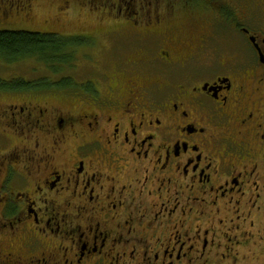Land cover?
Returning a JSON list of instances; mask_svg holds the SVG:
<instances>
[{"label": "flooded vegetation", "instance_id": "flooded-vegetation-1", "mask_svg": "<svg viewBox=\"0 0 264 264\" xmlns=\"http://www.w3.org/2000/svg\"><path fill=\"white\" fill-rule=\"evenodd\" d=\"M12 1L0 0V21L39 15L41 0ZM200 1L85 2L125 5L134 22L104 31L140 26L159 49L136 48L126 66L153 62L166 79L115 67L90 96L44 83L12 88L31 103L0 101V264H233L237 246L264 242V0ZM215 19L240 59L211 44Z\"/></svg>", "mask_w": 264, "mask_h": 264}, {"label": "rangeland", "instance_id": "rangeland-1", "mask_svg": "<svg viewBox=\"0 0 264 264\" xmlns=\"http://www.w3.org/2000/svg\"><path fill=\"white\" fill-rule=\"evenodd\" d=\"M12 2L14 3L12 7L14 11H16L15 8L17 9V7L20 6L21 0H15ZM85 2H88V0H64V2L63 0H41L39 6L36 9L37 11H39V15L35 14V16H32L29 22L22 23L17 20H9L10 22L5 23L4 21H0V31L17 30L40 32L43 34H54V32L46 30L50 29L58 32L56 34H60V37L71 38L70 40H68L70 41V45L67 46V51H70V53L68 54L71 57L68 60H63L64 62H62L61 64H51L50 66H48L45 61L39 60L36 57L21 59L14 63L0 60V85L4 84H2V82H9V87H11V93L6 91L2 92V96L0 95V101L7 100V103L9 102V100H11L12 102L26 101L25 103H31L33 101L31 99L32 97H35V94H31V97H28L27 94L23 95L25 92L21 94L19 91L12 90V88H15V85H19V81L25 84L29 83L32 86V91L38 92L47 91L45 86L42 85L44 84L43 81L48 82L49 80L50 82L54 83L48 84L47 88L64 87V82H73L72 85H75V87L81 85L86 95L90 96L93 94V91L89 89L91 88L92 83L95 81L97 87H99L98 79L103 81L102 75L104 74V72L112 70L115 67H119L121 73H124L125 78L136 77L138 74H140L142 76H148L150 78L149 83L157 81L158 77L166 79L165 72H163L160 76L157 74L158 71L155 72V69L151 67L153 65V62L145 63L143 66H141V63H138L137 66H126L127 58L129 59V56L131 54H133L132 57L137 60V62L139 61L141 54L135 51L136 48L139 47L138 49H146L151 54V56L159 49L157 45H154L156 43L148 44L144 40H139L138 36H136L135 28H138L140 26H135L134 30L133 26H121L118 29L117 27H115L116 33L111 34L104 31L105 28L112 26V24L109 23H115V20H120L119 23H121L125 22V19L130 18V22H134V20L132 21L133 16L126 15L125 5L122 7H113L111 10L112 6L109 7V4L107 3L102 7L104 12H93V10H89V6L92 7V5L87 4L89 5L87 6ZM200 2L204 4L203 0ZM23 8V5L19 7V9L21 10H23ZM60 8H62V10H60ZM120 10H122V12H120ZM204 10L205 13L203 17L205 19L202 21L212 19L211 17H209L210 9ZM62 12L63 14L60 17H56L58 13ZM108 12L114 13L110 21L105 20V18L110 15ZM18 15L21 14L18 13ZM255 15L258 18L260 17L259 13H255ZM183 16H185V14L179 16V18H181V21L183 20ZM45 20L51 22L52 25L50 27L45 26ZM138 20L140 21V18H138ZM83 22H88V24L92 25L81 27ZM144 22L146 23V21ZM213 29L214 31L211 35V44L215 49H217L216 51L218 52V54H223L224 56H226L224 58L227 59H229V57L230 59H232L233 55L239 54L240 59L243 55V51L239 47L232 46L230 48V46L225 47L222 45L224 32L227 31L230 33L229 27H221L220 22L215 19ZM133 31L135 34H133ZM120 36L123 37L121 38ZM92 38L94 40L93 42ZM221 55L218 56L221 57ZM136 70L137 72L135 73L134 71ZM63 77L65 78L61 82V79ZM140 86L142 87V85ZM120 88H122L123 91L124 87ZM120 88H117V91L114 93V95L119 99L121 95H123L119 92ZM50 91H53V89H51ZM46 94L42 93L41 95H50L48 93ZM11 98H14L15 101ZM42 98L53 100V98L49 97ZM56 103L57 101L54 100L48 102V104L50 105H57ZM263 226L264 225H262L261 227L262 229ZM155 235L156 233H149V241H152V243H154L156 237H158V235L156 237ZM238 237L240 238V236ZM263 250L264 242H261L257 245L251 244L248 247H244L242 251L240 246H237L236 252L239 258L237 260L234 259V262L232 261V263L247 264V260H253V258L258 257L256 255H260ZM243 259L246 261H244ZM259 259L260 261H257V263L264 264V257H259ZM242 260L244 262H241ZM218 263L225 264V262L223 261H219Z\"/></svg>", "mask_w": 264, "mask_h": 264}, {"label": "trees", "instance_id": "trees-1", "mask_svg": "<svg viewBox=\"0 0 264 264\" xmlns=\"http://www.w3.org/2000/svg\"><path fill=\"white\" fill-rule=\"evenodd\" d=\"M212 1V0H211ZM71 38H63L58 34H43L40 32L28 31H0V60L14 63L21 59L36 57L43 60L48 66L51 64H61L63 60H68L67 46L70 45ZM46 84H54L48 80ZM43 81V83H45ZM1 83V82H0ZM4 83V84H3ZM2 88H9V82H2ZM19 89H30L29 83L19 81ZM66 82L63 83L65 86Z\"/></svg>", "mask_w": 264, "mask_h": 264}]
</instances>
